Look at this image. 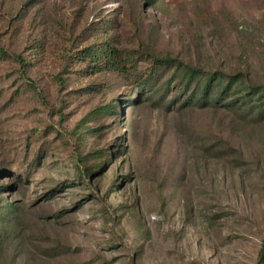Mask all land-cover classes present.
I'll list each match as a JSON object with an SVG mask.
<instances>
[{
	"label": "rangeland",
	"instance_id": "rangeland-1",
	"mask_svg": "<svg viewBox=\"0 0 264 264\" xmlns=\"http://www.w3.org/2000/svg\"><path fill=\"white\" fill-rule=\"evenodd\" d=\"M111 42L120 71L75 58ZM0 50V206L19 211L0 264L259 263L264 122L179 111L173 69L142 83L157 58L264 83V0H0ZM212 135L242 164L194 162ZM105 149V176L81 184L77 159Z\"/></svg>",
	"mask_w": 264,
	"mask_h": 264
},
{
	"label": "trees",
	"instance_id": "trees-1",
	"mask_svg": "<svg viewBox=\"0 0 264 264\" xmlns=\"http://www.w3.org/2000/svg\"><path fill=\"white\" fill-rule=\"evenodd\" d=\"M105 25L109 26V23H105ZM4 53L0 50L1 55ZM75 58H78L81 62H88V60L94 64L99 62L101 65L98 67L90 66L91 69H96L97 72H101L106 68L121 70L120 65H118L119 57L112 42L106 44V46L105 44L91 45L81 50ZM155 63V69L142 84L153 90L154 81L161 76L162 70L166 68L169 70L173 69L168 86L172 82L180 81L179 90H181V93L179 98H183L184 102L180 105L179 111L197 108L211 110L212 112L243 113L247 116L255 117L259 122H264V83H255L247 72L235 71L234 73H228L222 69L205 72L191 66H182L178 64V61L170 58H157ZM93 73H96V71H93ZM167 91L168 88H166L165 92ZM116 113V108L113 105L103 107L97 111L98 116H104L105 114L115 115ZM186 137L188 140L193 139L188 134ZM190 150L194 153L193 161L200 164L218 163L235 168L236 165L242 164L243 161L241 151L232 144L231 140L220 135L207 136L196 140L195 145L190 147ZM113 154L108 149H105V152L101 150L91 154V156H80L73 165L78 181L85 185L90 175L95 178H103L105 173L102 167L107 161L106 158L113 157ZM94 157L101 160V162L92 164ZM261 161V159L257 160L259 164ZM39 163L40 158L36 160L33 166L37 167ZM126 179L130 180L131 177L129 176ZM117 182L118 179L116 178L108 193L115 192L114 188L118 186ZM87 186L92 188L91 184H87ZM59 189L60 187L58 186L50 191L54 193ZM18 213L19 211L14 205L7 200L4 201V204L0 206V235L3 237L8 236L9 232L17 228L16 218ZM104 214L109 215V220L115 221L116 214L111 207L104 206ZM261 254L262 257L258 264H263L264 262V248Z\"/></svg>",
	"mask_w": 264,
	"mask_h": 264
}]
</instances>
